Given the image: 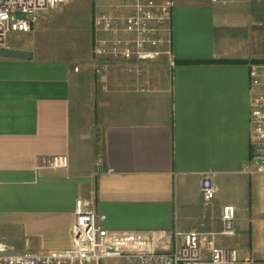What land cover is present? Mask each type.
Instances as JSON below:
<instances>
[{
    "label": "crops",
    "instance_id": "obj_1",
    "mask_svg": "<svg viewBox=\"0 0 264 264\" xmlns=\"http://www.w3.org/2000/svg\"><path fill=\"white\" fill-rule=\"evenodd\" d=\"M170 32L174 65L158 62L144 93L119 69L102 87L90 52L77 73L69 59L0 57V243L10 253L69 249L79 200L92 202L104 228L147 233L162 251L174 230L220 232L231 205L234 236L217 244L264 264V174L246 169L264 0H175ZM94 103L105 105L98 119ZM59 156L66 167L37 168ZM207 174L211 207L199 191Z\"/></svg>",
    "mask_w": 264,
    "mask_h": 264
},
{
    "label": "built area",
    "instance_id": "obj_2",
    "mask_svg": "<svg viewBox=\"0 0 264 264\" xmlns=\"http://www.w3.org/2000/svg\"><path fill=\"white\" fill-rule=\"evenodd\" d=\"M72 0H0V48L10 34H26L42 10L56 9ZM100 4L91 17L89 68L102 87H108L113 72L119 69L131 77L130 84L144 93L153 87L151 75L158 62L173 67L169 18L174 0H92ZM111 2H116L109 7ZM74 72L79 67L73 68ZM250 81V157L246 169L264 174V63L249 66ZM66 157H40L37 168H64ZM97 172L101 161H96ZM204 207L213 204L217 188L212 175L200 182ZM235 209L222 208L221 233L173 231L172 248L162 251L147 233H122L104 228V217L96 214L91 201L79 200L72 223V246L61 251L21 254L9 252L0 243V264H101L111 259H132L137 264H251L245 255L240 260L236 248L217 244V238L234 235Z\"/></svg>",
    "mask_w": 264,
    "mask_h": 264
},
{
    "label": "rangeland",
    "instance_id": "obj_3",
    "mask_svg": "<svg viewBox=\"0 0 264 264\" xmlns=\"http://www.w3.org/2000/svg\"><path fill=\"white\" fill-rule=\"evenodd\" d=\"M95 2L92 0H72L68 4L62 5L56 9L38 12L34 23L31 25L30 31L26 34H10L4 48H15V50L18 49L30 53L34 55L35 58L42 60L59 61L69 59L72 64H75L74 66H83L90 52L91 17L94 11L100 6V4L94 6ZM113 4H116V2H111L109 7ZM174 7L175 0L170 11V20L168 23L169 36L171 35L170 21ZM155 75H157V72ZM96 94H98V92ZM93 105L94 115L98 119V117H100L99 113L105 105L97 103ZM99 123L101 125V122ZM99 123L96 124L95 121L97 130L100 128ZM94 169L96 173V166ZM211 206L212 205L209 207ZM191 231L217 234L222 232V230L220 232L212 230ZM233 236L234 235L229 237ZM223 238L228 237L225 236ZM121 261L126 264H137V262L132 259H123ZM107 264H117V261H111Z\"/></svg>",
    "mask_w": 264,
    "mask_h": 264
},
{
    "label": "water",
    "instance_id": "obj_4",
    "mask_svg": "<svg viewBox=\"0 0 264 264\" xmlns=\"http://www.w3.org/2000/svg\"><path fill=\"white\" fill-rule=\"evenodd\" d=\"M0 57L9 59L29 60L32 56L30 53H26L23 51L0 48Z\"/></svg>",
    "mask_w": 264,
    "mask_h": 264
},
{
    "label": "trees",
    "instance_id": "obj_5",
    "mask_svg": "<svg viewBox=\"0 0 264 264\" xmlns=\"http://www.w3.org/2000/svg\"><path fill=\"white\" fill-rule=\"evenodd\" d=\"M252 63H264V60L252 61Z\"/></svg>",
    "mask_w": 264,
    "mask_h": 264
}]
</instances>
